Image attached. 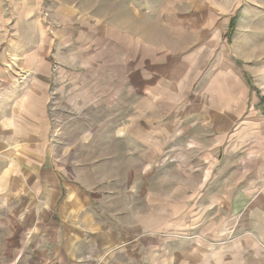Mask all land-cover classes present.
I'll list each match as a JSON object with an SVG mask.
<instances>
[{
  "label": "rangeland",
  "instance_id": "rangeland-1",
  "mask_svg": "<svg viewBox=\"0 0 264 264\" xmlns=\"http://www.w3.org/2000/svg\"><path fill=\"white\" fill-rule=\"evenodd\" d=\"M28 51L49 75L48 168L86 187L81 208L152 248L211 232L222 193L197 194L196 171L231 166L227 139L264 104V0H0V57Z\"/></svg>",
  "mask_w": 264,
  "mask_h": 264
},
{
  "label": "crops",
  "instance_id": "crops-1",
  "mask_svg": "<svg viewBox=\"0 0 264 264\" xmlns=\"http://www.w3.org/2000/svg\"><path fill=\"white\" fill-rule=\"evenodd\" d=\"M46 70L30 51L17 64L0 57V264H235L236 257L264 264L263 99L227 139L231 166L217 168L205 157L196 171L197 194L220 189L222 200L211 196L210 208L217 200L224 215L208 221L211 232L185 223L180 243L165 239L152 248L151 238L144 246V227L97 220L80 207L86 187L63 183L48 168Z\"/></svg>",
  "mask_w": 264,
  "mask_h": 264
},
{
  "label": "trees",
  "instance_id": "trees-1",
  "mask_svg": "<svg viewBox=\"0 0 264 264\" xmlns=\"http://www.w3.org/2000/svg\"><path fill=\"white\" fill-rule=\"evenodd\" d=\"M231 26H232V23H231ZM230 29H231V27H230Z\"/></svg>",
  "mask_w": 264,
  "mask_h": 264
}]
</instances>
